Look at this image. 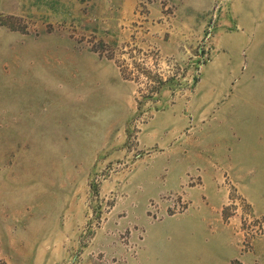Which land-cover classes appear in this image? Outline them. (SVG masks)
<instances>
[{"label": "rangeland", "instance_id": "1", "mask_svg": "<svg viewBox=\"0 0 264 264\" xmlns=\"http://www.w3.org/2000/svg\"><path fill=\"white\" fill-rule=\"evenodd\" d=\"M0 264H264V0H0Z\"/></svg>", "mask_w": 264, "mask_h": 264}]
</instances>
